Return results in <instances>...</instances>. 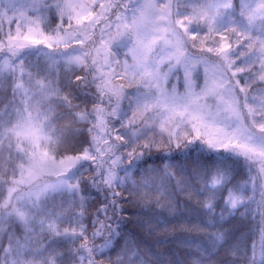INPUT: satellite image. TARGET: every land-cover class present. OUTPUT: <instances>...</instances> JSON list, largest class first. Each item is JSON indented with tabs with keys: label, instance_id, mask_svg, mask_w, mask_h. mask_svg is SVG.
<instances>
[{
	"label": "snow or ice",
	"instance_id": "1",
	"mask_svg": "<svg viewBox=\"0 0 264 264\" xmlns=\"http://www.w3.org/2000/svg\"><path fill=\"white\" fill-rule=\"evenodd\" d=\"M0 264H264V0H0Z\"/></svg>",
	"mask_w": 264,
	"mask_h": 264
},
{
	"label": "trees",
	"instance_id": "2",
	"mask_svg": "<svg viewBox=\"0 0 264 264\" xmlns=\"http://www.w3.org/2000/svg\"><path fill=\"white\" fill-rule=\"evenodd\" d=\"M243 178H245V177H241V179H243ZM97 259H99V257H97Z\"/></svg>",
	"mask_w": 264,
	"mask_h": 264
}]
</instances>
